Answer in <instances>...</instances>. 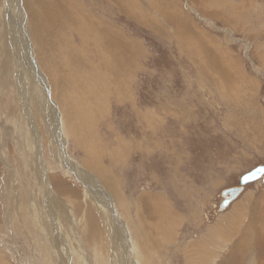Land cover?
<instances>
[{
    "label": "rangeland",
    "instance_id": "374dc122",
    "mask_svg": "<svg viewBox=\"0 0 264 264\" xmlns=\"http://www.w3.org/2000/svg\"><path fill=\"white\" fill-rule=\"evenodd\" d=\"M262 164L264 0H0V264H264Z\"/></svg>",
    "mask_w": 264,
    "mask_h": 264
},
{
    "label": "bare ground",
    "instance_id": "6f19581e",
    "mask_svg": "<svg viewBox=\"0 0 264 264\" xmlns=\"http://www.w3.org/2000/svg\"><path fill=\"white\" fill-rule=\"evenodd\" d=\"M207 1V0H206ZM107 2V1H106ZM58 3V2H57ZM118 3V2H117ZM120 3V2H119ZM196 3V2H195ZM53 4H55V3H53ZM47 5V4H46ZM51 5V4H50ZM119 6V5H118ZM110 7V6H109ZM108 7V8H109ZM102 8V7H101ZM111 8V7H110ZM107 9V8H106ZM103 10V9H102ZM112 10V9H111ZM45 13H49V12H42V14L44 15ZM47 18V17H46ZM57 18V17H56ZM56 20H58V19H56ZM62 20V19H61ZM66 21V20H65ZM72 21H70V23H71ZM43 23V22H42ZM44 24V23H43ZM62 24V23H61ZM65 24V23H64ZM40 25V24H39ZM73 25V24H72ZM108 25V24H107ZM45 26H47V25H45ZM58 26H59V24H58ZM45 28V27H44ZM61 29H63V28H61ZM67 29H69V28H67ZM43 30V29H42ZM44 31V30H43ZM47 31V30H46ZM60 31V30H59ZM58 31V32H59ZM64 31H65V29H64ZM109 31V30H108ZM63 32V31H62ZM104 32H106V31H104ZM112 32V31H111ZM65 34V33H64ZM110 34V33H109ZM45 35V34H44ZM58 35V34H57ZM102 35V34H101ZM63 37H64V35H62ZM61 36V37H62ZM103 36H104V34H103ZM102 36V37H103ZM59 37V36H58ZM57 37V38H58ZM109 37V36H108ZM112 37V36H111ZM109 39H110V37H109ZM62 40H64L63 38H62ZM115 40V39H114ZM103 41V40H102ZM111 41V40H110ZM49 42V41H48ZM50 43V42H49ZM64 43V42H63ZM248 82V81H247ZM251 82V81H250ZM248 84H249V82H248ZM229 85V84H228ZM247 85V84H246ZM253 85V84H252ZM249 86V85H248ZM248 86H246V87H248ZM244 87V86H243ZM242 87V88H243ZM250 87V86H249ZM244 89V88H243ZM250 88H248L247 90H249ZM250 91H251V89H250ZM219 92V91H218ZM248 95V94H247ZM251 109V108H250ZM71 160H69V162H70ZM70 164V163H69ZM104 178H107V176H105L104 175ZM106 181H107V183H108V185H109V179L107 178L106 179ZM111 188H112V191L114 192V194H116L115 196H117L116 198H119V202L121 203L122 202V197L120 196V193H119V188L116 186V183H113V185L111 184V185H109ZM107 192V191H106ZM108 193V192H107ZM249 199V198H248ZM58 201V200H57ZM160 201L161 200H156V202L155 203H157L156 204V206H160ZM237 201V200H236ZM250 201V200H249ZM251 202V201H250ZM57 207H58V205H57ZM139 207H140V205H139ZM60 208V207H59ZM141 208V207H140ZM61 211V210H60ZM66 211V210H65ZM163 211V210H162ZM64 212V211H63ZM65 213V212H64ZM61 214H63V213H61ZM170 213H167V214H165V218H166V220L164 219V221L165 222H163V225H160L158 228H157V230L159 231V234H160V236H162V237H165V238H167L168 237V239H170V235L171 234H173L172 232L174 231V228H173V225L171 224L172 222H168V224H166V221H167V219H169V217H170V215H169ZM262 219L264 218V215L261 217ZM198 222V221H197ZM229 222V221H228ZM231 222V221H230ZM263 222V225L261 224V229L262 230H264V221H262ZM120 223V222H119ZM118 223V224H119ZM221 224V223H220ZM224 224V223H223ZM223 224H222V226H223ZM231 224V223H230ZM233 224V223H232ZM237 224H241L240 222L239 223H237ZM143 228H141V231L143 230V231H146L147 230V225H145L144 223H143ZM228 225V224H227ZM248 225H250V222L248 223ZM218 226V225H217ZM230 226H232V225H230ZM124 227L126 228V226L124 225V226H122L121 228L123 229V230H120V228H119V226L118 225H116L115 226V228H116V230H117V235H115L114 236V238H113V240H117V237H119L121 234H122V236H121V238H123V237H125V234H126V232L127 231H124ZM128 227V226H127ZM137 227V226H136ZM196 227V226H195ZM198 227V226H197ZM200 227V226H199ZM212 227V225H210V227L209 228H211ZM214 227H216V226H214ZM225 227V226H224ZM249 227L250 226H246V230H249ZM213 228V227H212ZM226 228V227H225ZM228 228V227H227ZM231 228V227H230ZM216 229V228H215ZM217 229H218V227H217ZM224 229V228H223ZM237 229V228H236ZM126 230V229H125ZM210 230V229H209ZM238 230H240L239 229V227H238ZM237 230V231H238ZM244 231L245 232V234H247L249 231ZM262 230H260V229H255V231H254V234H253V239H257L258 238V240L259 239H261L259 236L260 235H262V233H263V231ZM222 231V230H221ZM214 232H216V230L214 231ZM187 233H189V232H187ZM207 233V232H206ZM211 233V232H210ZM205 234V233H204ZM209 234V233H208ZM213 234V233H212ZM211 234V235H212ZM217 234V233H216ZM225 234V233H224ZM140 235V234H139ZM190 235V234H189ZM202 235V234H201ZM236 235V234H235ZM198 236V235H197ZM206 236V235H205ZM208 236V235H207ZM206 236V237H207ZM200 237V236H199ZM211 237V236H210ZM238 237H239V235H238ZM138 238H139V242L141 243V245H140V247H142V248H149V246H146V243H148V241L147 240H143V238H141V237H139L138 236ZM173 238H175V237H173ZM197 238V240H198V237H196ZM195 238V239H196ZM202 238H203V236H202ZM214 238H215V236H214ZM213 238V239H214ZM225 238V237H224ZM188 239V238H187ZM220 239V238H219ZM218 239V240H219ZM226 239V238H225ZM221 240H222V238H221ZM242 241H243V243H244V240L243 239H241ZM257 240V241H258ZM118 242V241H117ZM188 242V241H187ZM210 242V241H209ZM134 243V242H133ZM211 243V242H210ZM215 243V242H214ZM222 243H224V242H222ZM259 243V242H258ZM126 244L127 245H129V248L130 247H132L131 248V252H132V249H134V245H136V244H130V243H127L126 242ZM200 244V243H199ZM260 244V243H259ZM244 245V244H243ZM191 246V249L190 250H195V247L193 246V245H190ZM211 246V245H210ZM250 246V245H249ZM139 247V248H140ZM236 247H238V245L236 246ZM216 248V247H215ZM221 248H223V247H221ZM143 249V250H144ZM198 249V248H197ZM212 249H213V247H212ZM141 250V249H140ZM209 250V249H208ZM223 250V249H222ZM119 250H117V252H118ZM146 251V250H145ZM144 251V252H145ZM204 252V251H203ZM253 253V252H252ZM195 254V253H194ZM208 254H210V253H208ZM131 255H132V257H133V254L131 253ZM174 255V254H173ZM211 255V254H210ZM193 256V255H192ZM145 257H146V255H145ZM214 257V256H213ZM218 257V256H217ZM260 257V256H259ZM134 258V257H133ZM144 258V257H143ZM229 258V257H228ZM252 258V257H251ZM254 258V257H253ZM1 259V258H0ZM210 259V258H209ZM212 260V259H211ZM137 262V261H136ZM226 262H228V261H226ZM260 262H262L261 260H260ZM207 263V262H206ZM137 264H140V263H138L137 262ZM208 264V263H207ZM260 264H262V263H260Z\"/></svg>",
    "mask_w": 264,
    "mask_h": 264
},
{
    "label": "water",
    "instance_id": "95a60500",
    "mask_svg": "<svg viewBox=\"0 0 264 264\" xmlns=\"http://www.w3.org/2000/svg\"><path fill=\"white\" fill-rule=\"evenodd\" d=\"M264 174V165H259L252 170L244 173L241 176V186H234L227 188L223 191V196L225 197L224 200L221 203V207H227L233 200H235L243 191L244 185L255 181L259 178H261Z\"/></svg>",
    "mask_w": 264,
    "mask_h": 264
}]
</instances>
